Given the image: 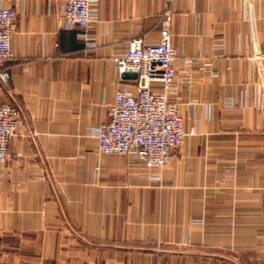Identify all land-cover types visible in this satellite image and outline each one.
I'll return each mask as SVG.
<instances>
[{
  "label": "crops",
  "instance_id": "0c3cea01",
  "mask_svg": "<svg viewBox=\"0 0 264 264\" xmlns=\"http://www.w3.org/2000/svg\"><path fill=\"white\" fill-rule=\"evenodd\" d=\"M64 5L0 0L17 11L0 101L20 110L0 264H264V0H100L90 48ZM167 9L186 135L150 168L102 152L97 130L120 88L138 90L115 57L157 41Z\"/></svg>",
  "mask_w": 264,
  "mask_h": 264
},
{
  "label": "built area",
  "instance_id": "2783aa9c",
  "mask_svg": "<svg viewBox=\"0 0 264 264\" xmlns=\"http://www.w3.org/2000/svg\"><path fill=\"white\" fill-rule=\"evenodd\" d=\"M100 0H65L62 17L69 26L84 31L86 48L93 44L89 29L99 20ZM17 31V11L0 7V66L14 58L11 47ZM256 57L264 84V46ZM178 48L172 42L171 16L167 9L161 17V35L152 43L141 38L131 40L129 48L115 57L122 77L130 72L138 78L137 92L120 88L109 107V119L98 127V148L106 154H123L150 168L164 167L173 148L186 135L184 121L177 101L168 92L174 86L178 71ZM7 75L0 67V82ZM153 82H160L159 88ZM20 110L16 105L0 101V164L10 157L9 144L17 133Z\"/></svg>",
  "mask_w": 264,
  "mask_h": 264
}]
</instances>
